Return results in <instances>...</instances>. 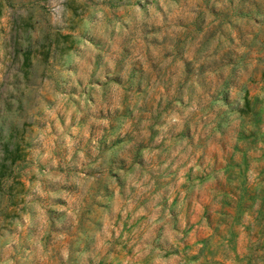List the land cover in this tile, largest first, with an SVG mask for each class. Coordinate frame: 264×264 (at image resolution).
Returning a JSON list of instances; mask_svg holds the SVG:
<instances>
[{"label": "clouds", "instance_id": "1", "mask_svg": "<svg viewBox=\"0 0 264 264\" xmlns=\"http://www.w3.org/2000/svg\"><path fill=\"white\" fill-rule=\"evenodd\" d=\"M0 264H264V0H0Z\"/></svg>", "mask_w": 264, "mask_h": 264}]
</instances>
